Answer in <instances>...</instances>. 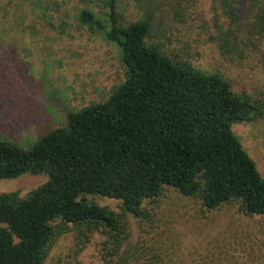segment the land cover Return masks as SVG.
<instances>
[{"label":"trees","instance_id":"1","mask_svg":"<svg viewBox=\"0 0 264 264\" xmlns=\"http://www.w3.org/2000/svg\"><path fill=\"white\" fill-rule=\"evenodd\" d=\"M117 1L100 0L109 24L87 8L79 20L118 47L123 82L28 148L0 138V181L48 179L26 196L0 195V264H45L72 232L80 248L94 234L106 238L102 264H183L173 261V245L129 243V218H148L147 205L167 189L208 211L237 205L246 216H264V178L233 130L256 122L261 106L221 74L167 53L152 39L151 13L121 21ZM212 1L221 53L231 61L250 48L264 53V0ZM6 18L0 12V43L11 39ZM87 196L118 200L121 210ZM242 250L264 259V245ZM221 255L206 253L196 264H231Z\"/></svg>","mask_w":264,"mask_h":264},{"label":"rangeland","instance_id":"2","mask_svg":"<svg viewBox=\"0 0 264 264\" xmlns=\"http://www.w3.org/2000/svg\"><path fill=\"white\" fill-rule=\"evenodd\" d=\"M1 2V18L7 16L11 39L0 43V138L28 148L63 125L70 112L106 100L125 79V70L118 47L79 20L80 11L87 8L109 24L100 0ZM216 5L212 0L117 1L121 21L133 22L151 13L152 39L167 53L221 74L236 93L256 100L264 112V53L250 48L237 61L221 53L216 44L219 23L213 22ZM233 130L264 178V113L256 122L236 124ZM47 180L43 175L3 180L0 195L26 196ZM87 200L121 210V202L115 199L87 196ZM147 208L148 218H129L130 245H173L175 263H200L206 253L218 256L220 251L231 264H250L255 258L264 263L242 250L264 245V216H246L237 205L208 211L173 189ZM105 239L94 234L80 248L75 233H68L45 264H102Z\"/></svg>","mask_w":264,"mask_h":264}]
</instances>
